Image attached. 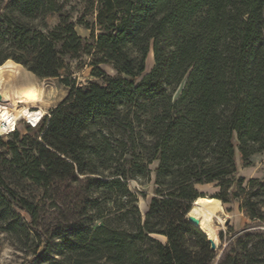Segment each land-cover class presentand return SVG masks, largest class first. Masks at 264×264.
I'll return each mask as SVG.
<instances>
[{
  "label": "trees",
  "instance_id": "trees-1",
  "mask_svg": "<svg viewBox=\"0 0 264 264\" xmlns=\"http://www.w3.org/2000/svg\"><path fill=\"white\" fill-rule=\"evenodd\" d=\"M67 1L7 0L0 10V64L12 59L68 88L29 126L37 138L6 143L11 158L3 162L54 198L76 194L80 212L99 222L80 228L78 243L63 238L65 248L113 263L154 256L157 264H213L206 234L186 218L203 196L198 185L218 186L215 198L237 200L250 221L264 223V179L236 177L235 161L238 152L250 166L264 150V0H78L84 5L75 17ZM51 14L58 21L49 28ZM82 54L102 84L73 78L66 60ZM154 161L156 187L143 217L128 180L146 176ZM36 216L0 172L2 230L29 234ZM243 249L252 263L253 246ZM49 252L45 242L31 263ZM241 257L223 253L218 264H242Z\"/></svg>",
  "mask_w": 264,
  "mask_h": 264
},
{
  "label": "rangeland",
  "instance_id": "rangeland-1",
  "mask_svg": "<svg viewBox=\"0 0 264 264\" xmlns=\"http://www.w3.org/2000/svg\"><path fill=\"white\" fill-rule=\"evenodd\" d=\"M6 1L0 0V10ZM66 3V9H70L74 17L82 11L84 5L78 0H69ZM86 18L91 19L90 16ZM57 21V14H51L45 18L49 28L53 27ZM75 30L80 36L89 37V30L80 26H76ZM150 54L152 55L151 52ZM89 59V55L82 54L78 59L66 61L70 65V70L77 84H87L89 81L102 84L103 81L101 79L91 76V68L88 66ZM152 65L153 63L146 62V70L149 71ZM100 67L107 75H116L115 70L111 66L102 64ZM39 79V84L43 86L44 101L37 105L41 106L45 113L40 112L39 108H32L30 116L16 122V136L4 134L0 137V172L6 183L15 190L17 198L25 197L36 206L37 216L32 225L33 227H31L32 229H29V234L21 233L20 229H17L15 233L5 232L2 230V224L0 223V264H157L154 256H125L120 263H113L110 261L109 256H100L98 252L83 254L79 250L73 251L65 248L63 246V238H67L73 243H78L79 229L86 226L93 227L99 222L88 221L85 215L80 212L76 194H73L65 202L63 199L54 198L49 190L21 178L15 171L8 168V164L3 162L5 158H11V154L7 151L6 143L23 140L28 144L32 139L37 138L38 130L36 127L30 128L29 123L36 126L42 117L59 104L68 92V88L61 84L58 78L39 77ZM22 104L29 105L30 103L23 102L18 104L17 102H12L9 110L12 111ZM9 110L5 111L3 117L6 116ZM250 160L251 165L244 167L239 153L236 152V177H243L245 182L251 178L264 179V150L253 154ZM134 164V161L128 162L126 168L133 169ZM156 166L157 162L154 161L148 164L147 169L149 171L146 176H138L128 180V187L136 194L137 206L143 217L151 198L154 196ZM197 189L202 195L211 197L220 192V188L214 184H201L197 186ZM222 205L223 213L219 215L223 218V224L216 223L220 230L218 231V243L213 264H218L223 253L227 252L230 254L238 252L242 256V264H247V260L244 257L247 254L243 249L244 246L247 248L253 246V253L251 254L253 260L250 264H264V246L261 243L262 237H260L264 236V223L250 221L247 215L239 210V202L237 200L230 199V203H222ZM14 211L23 223L31 226L30 217L25 212L17 208H14ZM226 220L227 224L225 223ZM114 224L116 223L114 222L112 225L114 226ZM154 237L162 243L166 242V238L163 236L154 235ZM45 242L49 244V259L31 263V260L40 252Z\"/></svg>",
  "mask_w": 264,
  "mask_h": 264
},
{
  "label": "bare ground",
  "instance_id": "bare-ground-1",
  "mask_svg": "<svg viewBox=\"0 0 264 264\" xmlns=\"http://www.w3.org/2000/svg\"><path fill=\"white\" fill-rule=\"evenodd\" d=\"M151 52V51H150ZM148 54L146 62L153 63L152 55ZM40 79L32 71L24 68L21 64L7 59L0 64V130H11L17 121L32 114V108H39L45 113L38 103H43V86L39 84ZM12 102L30 103L29 105H18L14 110H9ZM47 104V103H46ZM47 106V105H46ZM6 116L3 117L5 111ZM33 125L32 123H30ZM34 126V125H33ZM223 205L220 199L203 195L197 197L188 214L198 219L197 227L202 230L208 238L218 243V231L223 224Z\"/></svg>",
  "mask_w": 264,
  "mask_h": 264
},
{
  "label": "water",
  "instance_id": "water-1",
  "mask_svg": "<svg viewBox=\"0 0 264 264\" xmlns=\"http://www.w3.org/2000/svg\"><path fill=\"white\" fill-rule=\"evenodd\" d=\"M186 218H187V220H188L190 223H192L194 226L197 227L198 219H197L196 217L187 214ZM225 223L227 224V220L225 221ZM207 238H208V237H207ZM208 241H209V243H210V248H211V250L216 251V249H217V244H216V242H215L213 239H211V238H208Z\"/></svg>",
  "mask_w": 264,
  "mask_h": 264
},
{
  "label": "built area",
  "instance_id": "built-area-1",
  "mask_svg": "<svg viewBox=\"0 0 264 264\" xmlns=\"http://www.w3.org/2000/svg\"><path fill=\"white\" fill-rule=\"evenodd\" d=\"M29 124H30V123H29ZM15 126H16V124H15ZM15 126H12V129H11V130H10V129H9V130H5V131H4V130H3V131L0 130V136H2V135H4V134L7 135L8 133L14 131ZM30 126L34 127V126L31 125V124H30Z\"/></svg>",
  "mask_w": 264,
  "mask_h": 264
}]
</instances>
